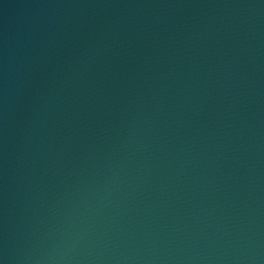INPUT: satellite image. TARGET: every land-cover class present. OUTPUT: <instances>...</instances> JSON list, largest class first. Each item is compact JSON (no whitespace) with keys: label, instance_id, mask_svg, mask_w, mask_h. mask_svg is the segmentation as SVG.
<instances>
[{"label":"water","instance_id":"95a60500","mask_svg":"<svg viewBox=\"0 0 264 264\" xmlns=\"http://www.w3.org/2000/svg\"><path fill=\"white\" fill-rule=\"evenodd\" d=\"M0 264H264V0H0Z\"/></svg>","mask_w":264,"mask_h":264}]
</instances>
